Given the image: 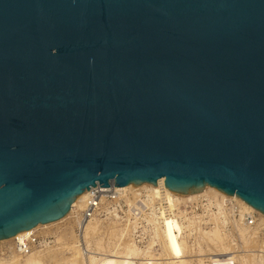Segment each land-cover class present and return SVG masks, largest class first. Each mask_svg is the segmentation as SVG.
Wrapping results in <instances>:
<instances>
[{"label": "water", "instance_id": "water-1", "mask_svg": "<svg viewBox=\"0 0 264 264\" xmlns=\"http://www.w3.org/2000/svg\"><path fill=\"white\" fill-rule=\"evenodd\" d=\"M132 183L264 214V0H0V240Z\"/></svg>", "mask_w": 264, "mask_h": 264}, {"label": "bare ground", "instance_id": "bare-ground-1", "mask_svg": "<svg viewBox=\"0 0 264 264\" xmlns=\"http://www.w3.org/2000/svg\"><path fill=\"white\" fill-rule=\"evenodd\" d=\"M110 190L114 191L115 197L122 198L130 195L129 203L131 202V204H135L137 201H140L145 204V207L152 210V214L147 221L152 226L151 229L154 236L152 237L153 241L149 243L146 250L141 251L137 246L136 240L132 237L131 229L128 230L130 226L120 224L118 220H110L108 223H111L112 225L110 224L111 226L108 225L106 228L107 234L111 239L113 238L115 242L111 243V247H109V245L103 247L101 240L98 241L96 247L100 251L98 253L100 257L97 258V260L96 256H91L90 259L89 256L85 257L88 258L89 261H85V259L83 260L82 252L78 245H76L77 236L73 234V231H70V238H72L74 242L73 244H66V249L70 254V257L67 259L68 264H87V262H89V264H193L194 262L195 264H203L204 260L202 258L195 259L196 256L192 255V246H190L188 242V239L194 235L196 236V234L198 235L196 239L199 238V240H204L219 252L210 257L211 262H213L215 258L230 257L238 263V261H240V256L238 257L235 254V251H233L234 248L228 243L232 231L239 234L243 244L242 248L247 250L250 248L251 241L253 242L255 240L254 235L256 228H251L253 222L249 224V222L244 219L245 214L250 213L258 216L257 218L254 216L258 222L256 226L264 223L263 213L255 210L238 197L227 196L209 186H204L202 192L192 195H177L159 189L154 184L146 183H140L137 185L132 183L124 188L111 185ZM91 192L92 190L85 191L72 201L69 211L59 220L37 224L29 230L21 231L15 236L0 240L2 241L0 244L4 245L13 243L15 252L19 256V254H23L27 251V247L32 245V242L35 240L34 237L36 238L35 235L41 230H47L51 227L61 225L71 218L75 220L77 228L78 223L83 216V212L87 210L90 203ZM202 199H206L209 202V205L215 202L217 205L216 211H212L209 208L211 207L209 205H206L205 207L206 211L210 213L209 225L211 226L206 228L207 230L200 229L198 224H196L195 218L192 217L187 219L182 211V206H186ZM103 202L104 200L102 199L101 204H103ZM223 203H228L226 205H232L234 207L237 206L240 211L239 220H235L232 223V231L227 230L228 222L223 215ZM82 228L84 232L81 237L89 248L90 239L100 232L97 218L86 220ZM154 242L158 243L160 247L159 252L151 250V246ZM201 252L199 253L201 254ZM247 253L246 254L250 256L242 258V264H257L253 258H251L254 257V255H251L250 252ZM17 255L12 256L13 264H19V257H17ZM201 256L199 255L197 257ZM25 257L24 264H43L42 259L38 254H27ZM190 258H192L194 262ZM1 261L2 260L0 259V264H3ZM262 264H264V261H262Z\"/></svg>", "mask_w": 264, "mask_h": 264}, {"label": "rangeland", "instance_id": "rangeland-1", "mask_svg": "<svg viewBox=\"0 0 264 264\" xmlns=\"http://www.w3.org/2000/svg\"><path fill=\"white\" fill-rule=\"evenodd\" d=\"M208 203L209 202L205 199V200L198 201L197 203H192L186 206H182V211L184 213V216L187 219L194 217L196 224H198L199 228L202 230H207L206 228L211 226L209 225L210 213L207 212L205 209L206 205H209ZM209 206H211L209 208L212 211H216L217 205L215 203H211ZM121 210H122V203L119 204L118 201H115L112 204H109L108 206L103 207L101 211H99L97 215L98 216L97 222L100 227L101 233L99 232L97 235L93 236V238L90 239L89 248L86 242L81 237V235L78 233L75 220L71 218L70 220H68L67 222L61 225L51 227L50 229H47V230L39 231V233L35 235L36 238H34L36 241L32 245H29L27 247L26 249L27 251L25 253L19 254V256L15 252V249H14L15 247L13 243H8L4 245L0 244V259L2 260L1 262L3 264H13L12 256L17 255V257H19L18 263L24 264V259L26 258L25 255L35 253L40 256L43 264H68L67 259L70 257V254H69V251L66 249V246H67L66 244H70V243L73 244L74 242V240L70 238L72 231H73V234L77 236L76 245H78V247L80 248L82 252L83 260L85 259V261L86 260L89 261L91 256H96V260H97V258L100 257L98 255L100 251L96 247L97 242L101 240V244L103 245V247L104 246L107 247L108 245L109 247H111V243L115 242V240H113V238L111 239L110 236H108L107 234L106 228L111 223H108L109 221L105 218V216L108 213L112 214L113 216L115 215L121 216L120 214ZM223 215L225 216L228 222L227 230L232 231L231 229L233 225L232 223L235 220H239L240 218L239 214L237 213V210L232 209V211H230V208L226 207L225 205L223 206ZM257 217L258 216H256V218ZM137 219H138L136 220L137 221V230H136L137 233L135 234L133 239H135L136 242L138 241L137 246L142 251V250H146L148 244L153 241L152 237L154 236H153L152 229L149 228L145 222H143L142 220L143 217L140 218V216H138ZM257 224L258 222L256 221L254 225H251L252 229L256 228L255 235H254L255 240L253 242L251 241V245L249 246L250 248H248L247 250L245 248H242L243 244H242V240L239 237V234L237 232L232 231L231 236L228 239V243L234 248L233 251H235V254L238 257L240 256L239 257L240 261H238L237 263L236 261H234V259L232 260V258L230 257L224 258L226 260L231 259L230 261H228V263L242 264L241 259L250 256V255H247L249 254L247 252H250L251 255H254V257H251V258H253V260L257 264H262V261H264V223L259 226H256ZM196 237H198L197 234L196 236L194 235L190 237V239H188L189 245L192 246V255L196 256L195 259L202 258L204 260L203 264H211L210 257L213 254H218L219 252H217V250H215L211 246V244H208L202 239L200 240L199 238L196 239ZM1 242L2 241H0V243ZM132 244L134 245L133 242ZM151 248H152L151 250L153 251H156V252L160 251V247L158 243L154 242ZM199 252H201V254ZM199 255L200 256L202 255V256L197 257ZM88 256H89V259L85 258ZM87 264H89V262H87ZM136 264H139V263H136ZM193 264H195V262Z\"/></svg>", "mask_w": 264, "mask_h": 264}, {"label": "built area", "instance_id": "built-area-1", "mask_svg": "<svg viewBox=\"0 0 264 264\" xmlns=\"http://www.w3.org/2000/svg\"><path fill=\"white\" fill-rule=\"evenodd\" d=\"M91 200L90 203L88 205V208L85 212H83V216L80 219L78 226H77V231L80 235H83V226L85 224L86 220H91L96 219L98 216L99 211H101V209L105 206H108L109 204H112L115 201H118V203H122V210L120 211L121 216H113L112 214L108 213L105 218L110 221V220H118L120 224L123 225H129L131 229V234L132 237L135 236V234L137 233V221L138 220V216L143 217V222H145L149 228H152V226L148 223L147 219L149 218V216H151L152 214V210H150V208L145 207V204L137 201L135 204H131L130 201V195L124 196L122 198L120 197H115L114 196V191L110 190V188L108 189H101V188H96V189H92L91 192ZM102 199L104 200L103 204H101ZM205 200V199H202ZM201 201V200H200ZM198 202V201H197ZM194 202V203H197ZM216 203V202H215ZM192 204V203H191ZM228 203H223V206H225ZM226 207L230 208V211H232V209L237 210V213L239 214L240 211L237 208V206H232V205H226ZM234 207V208H233ZM149 212V213H147ZM255 215L250 214V213H246L245 214V220L249 222V224L251 222L254 223L256 222V216ZM255 221V222H254ZM35 238V237H34ZM135 240V239H134ZM36 240H34L32 242V244L35 242ZM138 243V241H137ZM149 246V244H148ZM147 246V247H148ZM26 252V251H25ZM228 261L230 260H226L223 257L222 258H215L213 262H211V264H230L228 263Z\"/></svg>", "mask_w": 264, "mask_h": 264}]
</instances>
